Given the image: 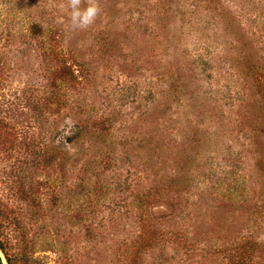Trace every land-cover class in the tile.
<instances>
[{
  "label": "rangeland",
  "instance_id": "1",
  "mask_svg": "<svg viewBox=\"0 0 264 264\" xmlns=\"http://www.w3.org/2000/svg\"><path fill=\"white\" fill-rule=\"evenodd\" d=\"M0 0L2 264H264V0Z\"/></svg>",
  "mask_w": 264,
  "mask_h": 264
},
{
  "label": "clouds",
  "instance_id": "2",
  "mask_svg": "<svg viewBox=\"0 0 264 264\" xmlns=\"http://www.w3.org/2000/svg\"><path fill=\"white\" fill-rule=\"evenodd\" d=\"M70 21L73 28L86 29L91 26L97 16L100 9L95 2L89 3L87 7H81V0H69Z\"/></svg>",
  "mask_w": 264,
  "mask_h": 264
},
{
  "label": "trees",
  "instance_id": "3",
  "mask_svg": "<svg viewBox=\"0 0 264 264\" xmlns=\"http://www.w3.org/2000/svg\"><path fill=\"white\" fill-rule=\"evenodd\" d=\"M8 263L9 264H12V262L10 261V259L8 260ZM0 264H2L1 260H0Z\"/></svg>",
  "mask_w": 264,
  "mask_h": 264
}]
</instances>
